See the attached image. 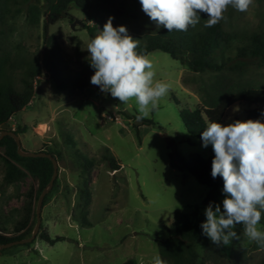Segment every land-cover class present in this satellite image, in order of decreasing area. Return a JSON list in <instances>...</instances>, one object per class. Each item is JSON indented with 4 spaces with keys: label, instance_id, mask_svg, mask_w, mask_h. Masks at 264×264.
I'll return each mask as SVG.
<instances>
[{
    "label": "rangeland",
    "instance_id": "374dc122",
    "mask_svg": "<svg viewBox=\"0 0 264 264\" xmlns=\"http://www.w3.org/2000/svg\"><path fill=\"white\" fill-rule=\"evenodd\" d=\"M127 10L129 17L105 15L100 24L86 20L82 11L73 9L70 18L50 27V34L78 68L77 60L89 59L86 48L91 37L86 25L97 35L112 17L113 25L126 26L139 45H145L146 38L157 31L139 0H128ZM224 15L226 19L214 27L234 36L236 43L264 36L263 0H255L246 12L229 7ZM207 19L208 15L201 12L197 26ZM73 22H77L74 28ZM43 24L44 18L37 26L29 24L20 5L0 3V82L11 84L18 92L25 91V81L33 85L28 108L11 118L8 125L19 132L25 151H44L57 159L59 172L42 208L39 234L46 232L52 238L65 239L49 245L38 235L29 246L0 250V264H123L128 260L153 264L152 258L159 254L155 239L175 235L174 213L191 214L201 208L209 192L193 175L172 169L169 154L176 145L186 158L193 154L210 157L212 146L203 147L202 140L184 126L181 110L208 104L204 91L219 75L193 73L169 54L152 52L147 56L155 79L170 85V90L150 118L142 122L127 118L124 112L139 115L134 98L118 105L116 98L98 86L85 93L59 92L44 71L29 80L37 60L43 58ZM245 71L237 77L239 83L264 87L263 66L251 65ZM246 111V105L234 104L222 124L246 120ZM76 151L95 160L96 167L83 174ZM109 154L121 165L120 171L112 172L102 162V157ZM4 156L5 149L0 148V230L7 232L9 239L26 238L32 235L37 222L39 183L27 173L16 183L6 182ZM85 217L88 224L81 222ZM234 231L239 239H233L227 248L246 252L247 264H261L264 250L252 251L254 242L243 235L242 224Z\"/></svg>",
    "mask_w": 264,
    "mask_h": 264
},
{
    "label": "trees",
    "instance_id": "16d2710c",
    "mask_svg": "<svg viewBox=\"0 0 264 264\" xmlns=\"http://www.w3.org/2000/svg\"><path fill=\"white\" fill-rule=\"evenodd\" d=\"M127 1L0 0V3L5 6L17 4L24 7L26 19L33 26L39 25L44 18L43 58L41 61L37 60L36 68L30 74L29 80L40 77L44 71L57 91L85 93L96 87L90 83L94 69L90 66L89 59L77 60L78 68L74 67L64 55L58 40L50 34V27L61 20L70 18V12L73 9L82 11L86 20L100 24L105 21V15L116 19L129 17ZM204 25L189 27L187 31L172 32H168L163 27H157V31L146 38L145 45H139L137 49L138 52L147 55L156 51L169 54L174 60L179 61L185 68L196 74L208 72L219 75L209 90L204 91L209 97L208 104L198 106L193 110L189 108L181 110L184 126L199 140H201V133L206 128L207 122L214 120L222 124L226 112L234 104L242 103L247 106L246 120L264 118V87L244 86L237 81V77L239 79L240 76H243L249 66L264 67V36L255 35L247 41L236 43L234 36L227 34L222 29L214 26L204 27ZM85 28L89 31L91 39L96 36L93 28L88 25ZM210 89L212 90L211 96ZM32 90V83L27 81H25V91L23 92H18L9 83L0 82V134L3 131V125L8 124L11 118L28 108ZM121 104L118 100V105ZM124 115L127 118L137 119V116H132L127 112H124ZM148 125L163 129L154 122H149ZM19 129L21 128L19 127ZM137 138L141 144V137L138 133ZM66 142L71 143L70 139H66ZM0 148L5 149L3 160L6 165V182L16 183L27 173L38 181L39 195L48 187L54 171L50 159L20 156L17 144L10 136H4L0 140ZM76 153L80 159L79 166L83 174L89 173L96 167L95 160L78 153V151ZM169 157L172 169L193 175L199 184L208 188L209 192L204 198L201 208L197 207L191 214L174 213L175 235L168 239H155L160 257L166 264H247L249 255L246 252L239 249L231 251L226 245L217 246L202 234L201 224L205 222L206 216L205 212H201L200 209L205 210L210 202L220 204L222 209L224 199L222 178L213 179L211 176V162L214 157L212 149L211 155L207 159L197 154L186 158L179 153L176 145H172ZM102 162L107 163L112 172L120 171L122 168L110 154L109 156L104 155ZM85 195L89 196V192H85ZM81 222L89 223L86 217ZM260 225L264 229V213H262ZM19 231L21 230L16 232ZM6 233L0 230V244L25 239V236L9 239L5 235ZM39 237L49 245H54L65 239L63 237L52 238L46 232L40 233ZM259 250H264V247L254 242L252 251ZM123 264L138 263L135 260H128ZM261 264H264V259Z\"/></svg>",
    "mask_w": 264,
    "mask_h": 264
},
{
    "label": "clouds",
    "instance_id": "9594fccd",
    "mask_svg": "<svg viewBox=\"0 0 264 264\" xmlns=\"http://www.w3.org/2000/svg\"><path fill=\"white\" fill-rule=\"evenodd\" d=\"M142 11L157 27L187 31L200 21V13L208 15L204 27L225 20L231 7L246 12L255 0H139ZM109 17L103 29L87 45L94 74L90 83L110 93L120 103L135 99L137 120L150 118L170 85L155 79L147 54L138 52L139 40L128 34L126 26H114ZM203 147L212 146L214 157L211 176L223 180L222 209L210 202L205 209L202 234L217 245H229L239 239L236 225H243V235L264 247V230L260 228L264 213V122L236 119L228 124L207 122L201 133ZM153 264H166L155 255Z\"/></svg>",
    "mask_w": 264,
    "mask_h": 264
},
{
    "label": "water",
    "instance_id": "95a60500",
    "mask_svg": "<svg viewBox=\"0 0 264 264\" xmlns=\"http://www.w3.org/2000/svg\"><path fill=\"white\" fill-rule=\"evenodd\" d=\"M76 24H77V22H75V23L73 22L72 27L74 28ZM82 26H84V25L82 24ZM136 125H138V122L136 123ZM4 136H10L15 140V142L17 144L18 153L20 156H23V157H43V158L50 159L51 162L53 163L54 171H53V176H52V179L50 181V184L48 185V187L45 190H43V192L39 196L38 203H37V211H36L37 222H36V226H35V229H34L32 235L30 237L22 239V240L13 241V242H10L7 244H0V250H4L7 248L16 246V245L31 244L32 242H34L36 240V238L39 235L41 224H42L41 214H42V208H43L44 200H45L47 194L52 189V187L55 183V180L58 176V172H59L58 161L52 154H49L46 152H28V151H25L22 147L20 136L18 134H16L15 131L12 130V128L8 124L3 125V131L0 134V140Z\"/></svg>",
    "mask_w": 264,
    "mask_h": 264
}]
</instances>
